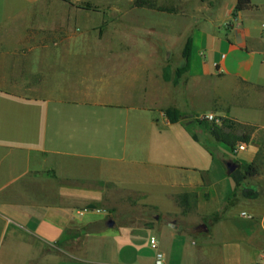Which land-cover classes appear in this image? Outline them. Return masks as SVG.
<instances>
[{
    "label": "crops",
    "instance_id": "1",
    "mask_svg": "<svg viewBox=\"0 0 264 264\" xmlns=\"http://www.w3.org/2000/svg\"><path fill=\"white\" fill-rule=\"evenodd\" d=\"M234 4L191 29L185 94L142 48L74 28L73 0H0V264H155L156 251L162 264H264V0ZM152 86L167 103L146 99ZM194 103L254 126L246 148L205 144ZM232 159L259 174L234 178ZM104 184L152 213L123 221Z\"/></svg>",
    "mask_w": 264,
    "mask_h": 264
},
{
    "label": "rangeland",
    "instance_id": "2",
    "mask_svg": "<svg viewBox=\"0 0 264 264\" xmlns=\"http://www.w3.org/2000/svg\"><path fill=\"white\" fill-rule=\"evenodd\" d=\"M73 1L75 5H72V13L76 14L74 28L86 29L88 34L93 36L100 35L103 44L134 45L142 48L146 52L145 55H150L152 62L160 68L162 77L166 75L167 79L164 80L168 81V86L172 88L176 84L183 86L187 94L191 84L186 80V72L180 76H176L175 73L176 69L184 64L182 48L194 26L205 18L216 16L218 0H151L156 6H162L165 10L135 6L134 0ZM86 2L90 3L91 9L76 11L77 6L85 8ZM81 33L82 43L85 42L84 40L87 43L89 36L83 31ZM97 51L91 53V60L101 62L102 52ZM138 54L141 53L137 52ZM146 99L161 104L167 103L166 97L154 86L147 89ZM193 111L196 112L193 113L191 125L195 127L198 137L207 144L205 138L210 122L198 117L206 111L204 104L194 103ZM104 190L105 199L109 203L112 199L118 200L120 204L118 206L125 211L121 214L125 222L131 215L152 213L144 208L141 198L134 193L111 184H104Z\"/></svg>",
    "mask_w": 264,
    "mask_h": 264
},
{
    "label": "trees",
    "instance_id": "3",
    "mask_svg": "<svg viewBox=\"0 0 264 264\" xmlns=\"http://www.w3.org/2000/svg\"><path fill=\"white\" fill-rule=\"evenodd\" d=\"M135 6H145L149 8H156L158 10H165L162 6H156L151 0H134ZM250 7V0H235L232 15L235 16L237 11L247 9ZM86 9H91L90 3L86 2ZM190 53H191V37L190 35L186 38L185 43L182 48V57L184 58V64L178 67L175 71L176 76H180L182 73L186 72L189 68L190 63ZM164 79H167L166 75H163ZM164 114L167 116L170 122H174L178 119V111L176 108L167 107L163 109ZM254 130V126L250 124H243L234 122L228 118L220 117L219 123L210 122L208 125V133L214 138L218 145L230 152L233 146L237 142H248L250 136ZM231 162L236 164V168L231 172L234 178L237 175L241 177H254L260 172V166L255 161H237L232 160ZM255 191L250 188L243 190V195L247 197L255 196ZM187 193H182L177 196V200L181 203Z\"/></svg>",
    "mask_w": 264,
    "mask_h": 264
},
{
    "label": "built area",
    "instance_id": "4",
    "mask_svg": "<svg viewBox=\"0 0 264 264\" xmlns=\"http://www.w3.org/2000/svg\"><path fill=\"white\" fill-rule=\"evenodd\" d=\"M198 117L201 119H205L209 122L219 123V121H220V117H218L216 114L210 113V112L201 114ZM245 148H246L245 142H237L233 146V148L230 150L229 153L232 157L235 158L237 156V154L239 152H241L242 150H244ZM149 242H150L151 248L156 249V242H155V239L153 236L150 237ZM161 256H162V254L159 251H156V253H155V264H161L162 263L161 262Z\"/></svg>",
    "mask_w": 264,
    "mask_h": 264
},
{
    "label": "water",
    "instance_id": "5",
    "mask_svg": "<svg viewBox=\"0 0 264 264\" xmlns=\"http://www.w3.org/2000/svg\"><path fill=\"white\" fill-rule=\"evenodd\" d=\"M226 166L228 167L229 170H233L236 167V164L233 163V162L228 161L226 163Z\"/></svg>",
    "mask_w": 264,
    "mask_h": 264
}]
</instances>
